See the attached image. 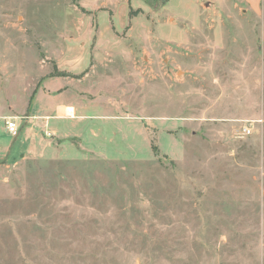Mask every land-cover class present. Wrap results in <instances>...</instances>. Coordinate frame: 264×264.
Listing matches in <instances>:
<instances>
[{
    "label": "rangeland",
    "instance_id": "1",
    "mask_svg": "<svg viewBox=\"0 0 264 264\" xmlns=\"http://www.w3.org/2000/svg\"><path fill=\"white\" fill-rule=\"evenodd\" d=\"M0 121V264H264V11L0 0Z\"/></svg>",
    "mask_w": 264,
    "mask_h": 264
},
{
    "label": "crops",
    "instance_id": "2",
    "mask_svg": "<svg viewBox=\"0 0 264 264\" xmlns=\"http://www.w3.org/2000/svg\"><path fill=\"white\" fill-rule=\"evenodd\" d=\"M237 1L240 2L247 9V11H249L250 13L254 14L257 17H260L262 12L264 11V0H237ZM73 117H74V115H72V118ZM16 123L18 126L19 122H16ZM30 134H31V129H30ZM15 138H16V135L10 134L9 131L7 130V128L4 127V122L0 121V155L4 154L5 150L11 149V151L12 150L14 151V149H15L14 146L12 148H10V147L6 148L4 143H5V140H7L8 142H10V141L14 142ZM29 149H30V147H29ZM18 150H19V148H18Z\"/></svg>",
    "mask_w": 264,
    "mask_h": 264
},
{
    "label": "built area",
    "instance_id": "3",
    "mask_svg": "<svg viewBox=\"0 0 264 264\" xmlns=\"http://www.w3.org/2000/svg\"><path fill=\"white\" fill-rule=\"evenodd\" d=\"M7 130L12 135H17L18 133V126L16 121H11L7 123ZM247 134H251V130L249 128H245Z\"/></svg>",
    "mask_w": 264,
    "mask_h": 264
},
{
    "label": "bare ground",
    "instance_id": "4",
    "mask_svg": "<svg viewBox=\"0 0 264 264\" xmlns=\"http://www.w3.org/2000/svg\"><path fill=\"white\" fill-rule=\"evenodd\" d=\"M65 112L69 116H72L75 113L74 109H72V108H66Z\"/></svg>",
    "mask_w": 264,
    "mask_h": 264
},
{
    "label": "trees",
    "instance_id": "5",
    "mask_svg": "<svg viewBox=\"0 0 264 264\" xmlns=\"http://www.w3.org/2000/svg\"><path fill=\"white\" fill-rule=\"evenodd\" d=\"M61 76H65V74L64 75H61ZM67 76V75H66ZM155 149V151H157V149L156 148H154Z\"/></svg>",
    "mask_w": 264,
    "mask_h": 264
}]
</instances>
